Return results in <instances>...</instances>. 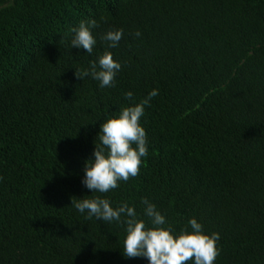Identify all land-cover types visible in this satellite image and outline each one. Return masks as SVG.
<instances>
[{"label": "trees", "instance_id": "1", "mask_svg": "<svg viewBox=\"0 0 264 264\" xmlns=\"http://www.w3.org/2000/svg\"><path fill=\"white\" fill-rule=\"evenodd\" d=\"M90 19L89 54L70 41ZM105 49L114 86L77 78ZM153 89L139 175L92 193L101 125ZM0 177V264H149L124 256L126 225L71 205L94 196L152 227L147 198L176 234L195 217L214 264H264V0H0Z\"/></svg>", "mask_w": 264, "mask_h": 264}, {"label": "clouds", "instance_id": "2", "mask_svg": "<svg viewBox=\"0 0 264 264\" xmlns=\"http://www.w3.org/2000/svg\"><path fill=\"white\" fill-rule=\"evenodd\" d=\"M99 27L100 23L95 19L81 21L71 30L73 36L70 47L82 48L87 53H92L97 43L93 30ZM141 35L138 30L134 33L137 38ZM122 36L123 29H110L101 36V40L107 42L108 48H115ZM120 69L121 64L105 49L98 63L92 61L88 68L76 69L75 75L79 79L91 76L100 82L101 88L112 87ZM157 95L158 90L153 89L139 103L123 107L118 116L110 117L101 125L97 137L99 143L96 142L97 139L95 141L94 159L86 161L82 180L92 193H108L119 186L118 181L126 182L130 177L139 175L141 158L148 155L146 131L140 124V118L144 115L145 107L150 106V101ZM125 96L126 99L133 100L132 92H127ZM142 204L152 227H146L135 208L127 203L113 208L109 199L94 196L72 199L71 205L80 213L87 211V219L96 217L105 222L117 221L126 225L123 245L126 258L146 257L149 264H188L189 261L193 264H214L220 251L217 247L219 233L206 234L203 225L193 217L176 234L154 203L143 198Z\"/></svg>", "mask_w": 264, "mask_h": 264}]
</instances>
